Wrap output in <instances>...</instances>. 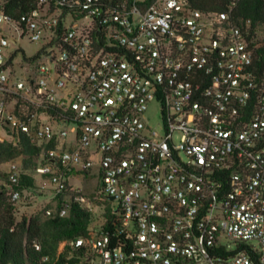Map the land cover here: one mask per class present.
Masks as SVG:
<instances>
[{
    "label": "built area",
    "instance_id": "1",
    "mask_svg": "<svg viewBox=\"0 0 264 264\" xmlns=\"http://www.w3.org/2000/svg\"><path fill=\"white\" fill-rule=\"evenodd\" d=\"M194 1L39 0L16 19L0 7V140L37 145L38 191H75L90 210L70 179L97 166L116 212L38 264H264V46L234 20L237 0ZM19 158L14 204L35 190Z\"/></svg>",
    "mask_w": 264,
    "mask_h": 264
},
{
    "label": "trees",
    "instance_id": "2",
    "mask_svg": "<svg viewBox=\"0 0 264 264\" xmlns=\"http://www.w3.org/2000/svg\"><path fill=\"white\" fill-rule=\"evenodd\" d=\"M38 1L3 0L0 7L16 19L35 9ZM234 2L235 0H195L194 4L204 10L222 11L227 10ZM232 16L241 26H245L246 20L250 19V41L264 46V0H237ZM39 155L40 148L28 139L22 138L17 144L0 140V162L21 158L23 188H36L32 172L35 173L40 163ZM7 191L6 186L0 187V264H4L6 259H13L16 264H38L40 257L46 254L58 261L57 254L61 243L68 238L88 233L94 220L91 210L74 198L77 194L75 191H66L57 196L58 204L54 216L44 218L38 212L18 219L14 211L15 204L10 200ZM68 194H71L69 198L66 197ZM98 195L104 198L100 191ZM105 201L107 206L103 216L107 218V225L111 229L116 212L111 207V202L108 199ZM62 208L67 212L64 216L59 215ZM35 239L41 242L42 250H36L32 246Z\"/></svg>",
    "mask_w": 264,
    "mask_h": 264
},
{
    "label": "rangeland",
    "instance_id": "3",
    "mask_svg": "<svg viewBox=\"0 0 264 264\" xmlns=\"http://www.w3.org/2000/svg\"><path fill=\"white\" fill-rule=\"evenodd\" d=\"M2 2L3 0H0V4ZM20 45L27 54H32L39 48L38 43L29 42L27 40L24 42L22 41ZM147 117L149 118L150 125L152 127H160V108L158 103L153 102L149 105ZM18 160L20 161V158ZM10 161L11 160L0 162V187H5L4 185L7 183L6 172L10 167ZM96 169L97 166L92 171V173L95 175L84 176L80 174L70 179L71 186L77 190H81V192L90 197L92 201L93 209L91 212L93 214L94 220L91 223V227H95L100 223L107 206L105 198L98 195L102 188L98 174H96ZM30 171L32 170L30 169ZM32 174L35 178L36 188L31 194L27 195L26 199H23L15 204L14 211L18 219H21V217L24 215L31 216L38 212H40L44 218H48L46 213L47 209L56 208L58 204L57 195L52 193L50 190L45 192L38 191L37 185L40 184L41 175H37L34 172H32ZM69 196L70 194H68L66 197Z\"/></svg>",
    "mask_w": 264,
    "mask_h": 264
},
{
    "label": "crops",
    "instance_id": "4",
    "mask_svg": "<svg viewBox=\"0 0 264 264\" xmlns=\"http://www.w3.org/2000/svg\"><path fill=\"white\" fill-rule=\"evenodd\" d=\"M96 174H98L99 175V169H98V167H97V169H96ZM92 175H95V174H92ZM91 176V175H90ZM99 177V176H98Z\"/></svg>",
    "mask_w": 264,
    "mask_h": 264
},
{
    "label": "water",
    "instance_id": "5",
    "mask_svg": "<svg viewBox=\"0 0 264 264\" xmlns=\"http://www.w3.org/2000/svg\"><path fill=\"white\" fill-rule=\"evenodd\" d=\"M114 198H115V196H111V197H110V199H114Z\"/></svg>",
    "mask_w": 264,
    "mask_h": 264
}]
</instances>
